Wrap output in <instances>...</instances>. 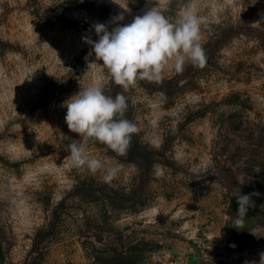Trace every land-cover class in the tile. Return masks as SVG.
Masks as SVG:
<instances>
[{
	"label": "rangeland",
	"instance_id": "374dc122",
	"mask_svg": "<svg viewBox=\"0 0 264 264\" xmlns=\"http://www.w3.org/2000/svg\"><path fill=\"white\" fill-rule=\"evenodd\" d=\"M179 2L0 0V264H260L264 0H200L205 65L127 92L84 41ZM92 83L139 128L126 157L87 142L124 165L111 184L68 159L64 105ZM255 192L237 228L235 195Z\"/></svg>",
	"mask_w": 264,
	"mask_h": 264
},
{
	"label": "clouds",
	"instance_id": "9594fccd",
	"mask_svg": "<svg viewBox=\"0 0 264 264\" xmlns=\"http://www.w3.org/2000/svg\"><path fill=\"white\" fill-rule=\"evenodd\" d=\"M177 8L172 19L157 3L125 25L118 23L124 19L120 14L114 18L113 23L117 26L111 31L105 24L94 25L98 40L84 38L85 43L91 45L96 60L102 61L98 66L106 70L107 79L120 86L123 92L134 88L139 81L159 83L165 73H181L189 64L194 67L205 65L203 31L208 27V21L200 14V0H180ZM125 11H128L127 7ZM123 92L114 97L106 95L100 83H92L81 87L64 105L68 129L81 138L68 145V159L81 172L99 174L106 184L119 178L124 165L91 154L87 142H98L117 156L126 157L132 137L139 128L126 118L129 104ZM259 195L258 192L235 195L239 207L234 226H243L248 209L255 206L252 196ZM260 264H264V253Z\"/></svg>",
	"mask_w": 264,
	"mask_h": 264
},
{
	"label": "built area",
	"instance_id": "2783aa9c",
	"mask_svg": "<svg viewBox=\"0 0 264 264\" xmlns=\"http://www.w3.org/2000/svg\"><path fill=\"white\" fill-rule=\"evenodd\" d=\"M169 264H178L177 262H171V263H169Z\"/></svg>",
	"mask_w": 264,
	"mask_h": 264
},
{
	"label": "trees",
	"instance_id": "16d2710c",
	"mask_svg": "<svg viewBox=\"0 0 264 264\" xmlns=\"http://www.w3.org/2000/svg\"><path fill=\"white\" fill-rule=\"evenodd\" d=\"M35 252V251H34Z\"/></svg>",
	"mask_w": 264,
	"mask_h": 264
}]
</instances>
